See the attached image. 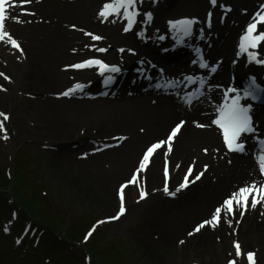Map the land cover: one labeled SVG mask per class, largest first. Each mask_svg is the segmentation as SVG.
I'll return each instance as SVG.
<instances>
[{
	"label": "bare ground",
	"instance_id": "obj_1",
	"mask_svg": "<svg viewBox=\"0 0 264 264\" xmlns=\"http://www.w3.org/2000/svg\"><path fill=\"white\" fill-rule=\"evenodd\" d=\"M107 2L31 0L25 4L24 0H16L18 6L8 9L9 33L18 41L23 54L10 43L2 42L0 46L10 52L14 72L23 69L21 97L26 105L23 116L28 125L21 131L24 140L29 134H38L35 142L39 149L44 147L40 142L43 136L62 141L65 145L61 144V152L50 148L53 152L45 150V155L64 159L72 176L78 171L96 180L102 191L103 207L110 209L120 202L119 196L112 193L113 185L128 183L131 169L139 167L142 161L143 157L134 148L136 142L163 136L166 130L183 121L184 126L174 138L171 151L165 146L139 173L137 184L125 188L126 213L115 222L114 229L119 230L140 216L141 223L134 229L135 243L160 252L172 250L178 235L185 239L182 244L185 249H191L196 242L205 248L225 238L227 233H233L234 226L240 227V235H247L244 228L248 227V221L264 222L263 203L252 208L249 201L242 217L239 208L234 217L222 213L219 225L214 230L204 227L202 234L192 232L191 226L212 218V213L239 188L264 184L255 142L248 144L242 156L229 154L212 114L215 109L212 102L220 95L218 86L231 85L227 77L230 71L239 78L256 75L264 84V67H258L256 60L248 56L253 50L241 52L236 47L250 13L258 11L264 0H216L215 6L210 5L209 0L138 3L139 14L129 31L122 28L126 21L123 17L103 21L98 16L100 5ZM25 12L34 15L23 14ZM207 12H212L213 20L209 29L201 23L206 20ZM147 14L151 15L150 21ZM176 15H186L196 21L189 39H182L172 25ZM258 32H264V24L259 26ZM93 36L102 39L94 40ZM179 39L181 44L177 45ZM100 44L110 50L99 55V59L119 63L121 67L117 76L112 75L117 79L114 89L102 84L111 74L102 76L98 67L78 70L72 67L84 63L82 58L95 55ZM119 48L123 49L122 54L117 51ZM254 52L258 60H264L263 45ZM18 54L20 57L14 59ZM205 61L222 66L220 74L210 78L208 98L187 107L179 98L178 91L182 87L176 86L173 91L163 89L164 81H174L186 71L195 70L207 76V72L200 69ZM77 84L82 86L80 90L63 95ZM37 118L46 120V125L35 123ZM255 119L257 125L264 126V108L255 112ZM35 124L38 126L31 128ZM197 124L205 127H197ZM76 127L79 128L76 130ZM76 140L79 142H74ZM90 141L100 143L94 146ZM167 158L172 159L167 179L171 192L180 186V179L190 166L193 168L191 180L200 172L203 176L192 183L190 191L181 189L175 196L167 195L165 170H161L160 165L161 160ZM141 191L147 193L143 200ZM238 264H247L246 257L245 263L241 257ZM256 264H261V260L256 258Z\"/></svg>",
	"mask_w": 264,
	"mask_h": 264
},
{
	"label": "rangeland",
	"instance_id": "obj_2",
	"mask_svg": "<svg viewBox=\"0 0 264 264\" xmlns=\"http://www.w3.org/2000/svg\"><path fill=\"white\" fill-rule=\"evenodd\" d=\"M103 5H100V10ZM5 23L9 33L10 29ZM125 23L127 21L122 23L124 29L127 26ZM99 49L110 50L100 44L96 47L95 55L84 57L82 61L97 59ZM117 50L123 51L121 48ZM9 56L8 49L0 46V74H3L0 75V113L9 117L4 121L7 139L4 138L5 133L0 131V186L11 189L3 190L0 187V258H10L14 264H229L230 260H236L238 264L240 258L236 257L234 247L238 242L244 254L254 253L264 264V222L248 221V227L244 228L247 235L244 236L239 234L240 227L234 226V234L227 233L225 238L209 243L205 248H200L198 242L193 243L191 249L182 248L181 242L185 239L178 235L173 249L168 252L135 243L134 229L137 223H141L140 216L121 229H114L115 222L119 220L110 218L118 215L121 201L116 207L104 208L102 191L96 180L78 171L73 172L76 175L72 176L64 159L45 155V150L53 152L50 148L55 152L60 151L61 144L65 145L62 141L43 136L40 142L44 147L39 149V144L35 142L38 134L27 136L30 143L24 140L21 131L28 125L23 116L26 105L21 97L23 69L14 72L15 65L9 61ZM18 57L20 55L14 59ZM0 120H3L2 116ZM35 121L46 125V120L37 118ZM36 126L38 124L31 128ZM168 131L157 138L139 139L135 150L143 156L146 147L164 141ZM90 142L94 146L100 143ZM171 163L172 159L167 158L162 159L160 164L161 170H165L168 164V179ZM138 168L131 169L128 182ZM184 178L180 179L179 185ZM120 188L119 183L114 184L112 193L119 196ZM10 192L25 207L17 205L11 199ZM101 221L104 223H99ZM198 225L193 223L191 231L194 232ZM209 227L212 230L216 228ZM202 231L203 228L197 234H202ZM90 232L91 236L88 235ZM18 240L20 243H17ZM245 257H242L244 263Z\"/></svg>",
	"mask_w": 264,
	"mask_h": 264
},
{
	"label": "snow or ice",
	"instance_id": "obj_3",
	"mask_svg": "<svg viewBox=\"0 0 264 264\" xmlns=\"http://www.w3.org/2000/svg\"><path fill=\"white\" fill-rule=\"evenodd\" d=\"M30 2L31 0H24L25 4ZM139 2L140 0H108V2L105 3L102 9L99 11L98 16L103 21H107L111 17H116V18L123 17V19L127 21V26L125 28V31H129L132 28V25L135 21V17L139 14L137 10V4ZM210 3L213 6H215L216 0H210ZM16 6H18L16 4V0H0V42L10 43V45L13 48L19 50L21 54H23V49L19 45L18 41L14 39L11 36V34L6 31L5 22L6 19L9 18L8 9ZM23 14L34 15V13H28V12H25ZM209 17H211V14H209ZM13 19H15L16 22H22L19 21L18 18H13ZM147 19L150 21L151 19L150 14H147ZM112 22L115 23L116 20L113 19ZM193 23H196V21L186 20L181 22L186 34L188 30L191 28V25ZM259 24H264V14L258 13L254 19V22L248 26L247 34L242 38L241 52H247L248 49H257L261 43H264V32H258ZM86 35L92 36L91 33H86ZM93 39L100 40L102 38L99 36H93ZM98 51L104 52L106 51V49H99ZM248 56L250 60H257V53L254 51L248 52ZM257 62L264 63V61H259V60H257ZM92 66L98 67V70L102 76L105 75V73H118L120 71L118 67L109 66L100 60H89L86 61L85 63L77 64L72 67L76 69H83ZM202 66L208 67L207 64H202ZM211 70L214 72L215 68H212ZM5 78L7 79V77ZM112 80H113L112 75L106 76L105 84L107 85L111 83ZM81 88L82 86L77 84L74 88L65 91L63 95L69 96L71 93H74L77 90H80ZM230 91H234V90H230ZM250 94L251 93H246V95H250ZM191 99H192L191 97H187L186 102L190 103ZM248 113H249V109L245 106H242L240 104V97L236 96L230 99V101L223 104V106L218 110V118L213 121V123L222 130L225 145L227 149L231 152H242L244 150V144L240 141V137L246 133L254 132V128L252 127L251 124V117L249 116ZM0 116L3 117V120H0V131H3L5 133L4 138L7 139L6 129L4 128V121L8 120L9 117L4 113H0ZM184 123L185 122L182 121L180 124H178L170 132L169 137L166 141L157 142L151 145L147 149L139 165V168L137 169V172L134 174L133 178L128 183L121 186L119 190V198L121 201L120 211L117 216L112 217L110 219L118 220L121 216L125 215L126 213V208L124 206L125 188H127L129 184H133V185L137 184L139 173L146 169V167L150 163V159L157 153L158 150L165 148V146H167L166 150L168 152L171 151L172 141L181 132ZM197 127H205V125L197 124ZM262 153H264V150H262ZM258 163L260 166L261 175H264V154L260 156ZM192 172H193V168L190 166L189 169L187 170L183 183L179 187H177L175 192H171L167 184L169 173L166 165L165 168L166 183L164 186L165 194L175 196L176 192H179L183 188H187L190 183H195L203 176V172H200L191 181H189V176L192 175ZM146 195H147L146 192L141 191L140 199L141 200L145 199ZM249 198H251L252 208H255L257 204L264 203V184L257 185L253 183L251 185L240 188L237 192L233 193V195L229 199H227L221 207L215 210L213 217L210 220L204 221L203 223L198 225L194 229V232L198 233L202 228L206 226H211L215 228L216 226L219 225L221 221L222 213H226L227 215L234 217L237 208L241 209V217H242L244 212L249 207ZM99 223H104V221H101ZM229 225L231 226L230 221H229ZM5 231H7V229H5ZM192 234L193 233H190V235ZM88 235L91 236V232ZM17 243H20V241L18 240ZM234 247L236 250L237 258L246 256L248 264H256L254 253L244 254L242 252L241 245L238 242L234 244ZM229 264H236V260H230Z\"/></svg>",
	"mask_w": 264,
	"mask_h": 264
},
{
	"label": "water",
	"instance_id": "obj_4",
	"mask_svg": "<svg viewBox=\"0 0 264 264\" xmlns=\"http://www.w3.org/2000/svg\"><path fill=\"white\" fill-rule=\"evenodd\" d=\"M8 190H11V189H8Z\"/></svg>",
	"mask_w": 264,
	"mask_h": 264
}]
</instances>
